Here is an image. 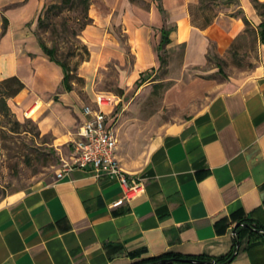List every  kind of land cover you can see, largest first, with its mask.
<instances>
[{"label":"crops","instance_id":"1","mask_svg":"<svg viewBox=\"0 0 264 264\" xmlns=\"http://www.w3.org/2000/svg\"><path fill=\"white\" fill-rule=\"evenodd\" d=\"M45 1L0 0V79L14 75L24 84L10 97L14 107L67 149L63 159L70 160L81 107L95 105L93 80L112 62L120 93H108L114 104L103 107L106 125L119 120L116 158L144 186L127 199L118 179L76 168L8 193L0 200V264L216 258L230 252L246 227L238 222L264 228V64L238 78L193 74L206 60L211 27L191 23L189 8L198 0H90V22L81 31L89 57L77 69L85 79L87 96L81 97L73 86L63 89L62 67L43 52L35 33ZM239 3L252 13L250 0ZM162 28L170 29L169 42L158 51ZM178 50L179 75L161 101L180 115L148 132L146 154L134 166L145 132L118 103L150 85L158 52L168 56L172 71ZM223 264H264V243L242 231L236 255Z\"/></svg>","mask_w":264,"mask_h":264},{"label":"rangeland","instance_id":"2","mask_svg":"<svg viewBox=\"0 0 264 264\" xmlns=\"http://www.w3.org/2000/svg\"><path fill=\"white\" fill-rule=\"evenodd\" d=\"M216 0L217 16L208 29V46L206 60L202 66L192 70L193 74L216 79L243 77L257 65L264 64V37L258 24L264 21V0H258V8L253 6L252 13H246L239 0ZM60 0H46L44 6L59 3ZM44 6L42 10L44 9ZM45 19L47 26L38 27L35 33L48 46H57L56 56L66 61L71 67L76 63V71L80 62L81 45L85 44L81 38L80 23L83 21V11L80 6L62 8L57 14H51ZM241 16L247 18L244 23ZM200 20L199 11L195 15ZM206 26V27H208ZM77 33V35L75 34ZM157 68L151 71L150 85L139 92L132 99L134 91H129L118 106L123 114L130 112L131 124L138 127V132H145L142 140L137 144L138 149L132 164L138 165L143 160L147 144L148 132L161 121L172 120L180 114L174 106H166L161 101L162 92L173 81L171 77L179 75L182 50L175 55L174 69ZM1 80V79H0ZM83 81H75L73 87L81 97L86 92ZM95 92L119 94L116 85V70L112 62L106 64L93 80ZM0 88V200L8 193L26 189L36 184L50 181L59 170L67 149L55 145L50 134H42L36 122L17 111L12 99L7 98L8 108L1 101ZM123 109V110H122ZM119 121V120H118ZM114 125L119 128V122Z\"/></svg>","mask_w":264,"mask_h":264},{"label":"trees","instance_id":"3","mask_svg":"<svg viewBox=\"0 0 264 264\" xmlns=\"http://www.w3.org/2000/svg\"><path fill=\"white\" fill-rule=\"evenodd\" d=\"M90 0H60L59 3H53L48 6H44V9L41 10L37 17V26H47V22H45V19H48L50 14H57L59 11L62 10V8H72L74 6H80L83 11V21L79 25V29L82 31L85 25H87L90 22V18L87 15V8L89 5ZM232 2L231 0H228L227 3ZM260 2L258 0H253V6L255 9L258 8V4ZM217 4L216 0H198V3L191 6L189 8V14H190V20L192 25L198 27V28H205L211 22L213 19L217 16ZM199 11L200 20H197L195 15L196 12ZM244 23H247V18L245 16H241ZM3 26H5V23H3ZM258 26L261 28V37H264V21L262 20ZM169 32L170 29L162 28L161 30V40L158 46V51L163 47L164 44L169 42ZM77 35V33H75ZM37 35V33H36ZM38 41L40 43V46L43 50V52L53 61L58 63L63 70V77H62V87L64 90H70L72 89L73 83L77 81H83V78L77 74L76 67L77 63L71 67L66 61H62L57 58V46H48L45 42L41 40V38L37 35ZM81 54H80V62H83L89 57V50L86 46V44L81 45ZM158 59H159V68L165 69L167 66V59L165 54L158 52ZM24 87V84L21 82V80L17 76H9L6 78H3L0 80V88H1V101L6 107L8 108L6 100L7 98L13 97L16 95L22 88ZM253 227V229H249L247 227H241L240 231L237 232L236 236L234 237V241L232 243V248L228 254H225L223 256H219L216 258H210L203 255L198 256H189V255H182V254H163L160 256H153V257H147L143 258L141 260H138L137 262L133 264H143L153 261H158L162 258H173L174 263H187L184 261H180L181 258H196V259H203V260H214L218 262L219 264L225 263L228 258L231 256L233 251L235 250V243L240 241L241 232H247L250 239L255 238L259 239L264 243V228L257 224H249Z\"/></svg>","mask_w":264,"mask_h":264},{"label":"built area","instance_id":"4","mask_svg":"<svg viewBox=\"0 0 264 264\" xmlns=\"http://www.w3.org/2000/svg\"><path fill=\"white\" fill-rule=\"evenodd\" d=\"M114 104L113 97L105 92L95 96V105L81 107L83 120L77 127V139L73 142L70 160L63 159L56 177L73 169H89L96 175H104L119 180L127 199L135 197L144 186L141 178L128 174L116 158L117 136L114 125H106L103 107Z\"/></svg>","mask_w":264,"mask_h":264},{"label":"water","instance_id":"5","mask_svg":"<svg viewBox=\"0 0 264 264\" xmlns=\"http://www.w3.org/2000/svg\"><path fill=\"white\" fill-rule=\"evenodd\" d=\"M236 225H244L250 229H253L252 226H250L248 223H245V222H238ZM238 247H239V242L237 241L236 246H235V250L233 251V253L228 258L227 261H230L236 255V253L238 251ZM179 260L187 262V263H196V264H219L218 262H216L214 260H203V259H196V258H186V259L181 258ZM171 262H173V258H162L158 261H153V262H148V263H143V264H168Z\"/></svg>","mask_w":264,"mask_h":264}]
</instances>
